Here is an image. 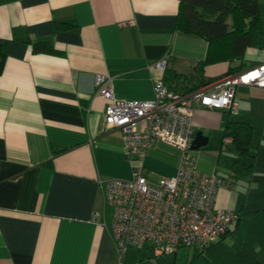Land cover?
Returning a JSON list of instances; mask_svg holds the SVG:
<instances>
[{
    "label": "crops",
    "instance_id": "0c3cea01",
    "mask_svg": "<svg viewBox=\"0 0 264 264\" xmlns=\"http://www.w3.org/2000/svg\"><path fill=\"white\" fill-rule=\"evenodd\" d=\"M179 2L0 0V264H127V252H177L156 254L144 244L118 256L102 224V181L131 178L141 160L127 156L120 130L102 129L107 101L94 93L93 76L110 74L118 99L152 98L157 79L185 91L208 41L176 28ZM258 9L259 25L242 56L208 63L206 77L264 62V0ZM38 43L48 50H34ZM163 56L166 65L159 69ZM164 70L178 75L167 79ZM234 99L233 114L192 108L194 128L207 139L191 153L206 172L231 175L232 143L221 146L226 123L250 125L242 158L249 171L231 175L232 184L216 192V206L236 213L226 233L207 245L224 255L196 264H264V86L238 84ZM179 158L177 147L155 141L142 174L150 180L172 176Z\"/></svg>",
    "mask_w": 264,
    "mask_h": 264
},
{
    "label": "built area",
    "instance_id": "2783aa9c",
    "mask_svg": "<svg viewBox=\"0 0 264 264\" xmlns=\"http://www.w3.org/2000/svg\"><path fill=\"white\" fill-rule=\"evenodd\" d=\"M166 59H159L157 68L164 69ZM111 77L108 73L93 76L94 93L107 101L102 129L120 130L127 156L141 160L132 168L131 178H110L101 184L107 209L102 224L116 253L120 256L146 243L156 254L186 245L212 244L226 233L236 216L232 210L215 204L218 188L230 186L233 181L232 176L224 178L197 167L190 151L195 132L192 108L197 104L236 113V85L264 86V62L182 94L172 92L162 79H157L150 99L116 98ZM230 140L223 136L221 146ZM155 141L177 147L180 158L174 175L150 180L142 174V160Z\"/></svg>",
    "mask_w": 264,
    "mask_h": 264
},
{
    "label": "trees",
    "instance_id": "16d2710c",
    "mask_svg": "<svg viewBox=\"0 0 264 264\" xmlns=\"http://www.w3.org/2000/svg\"><path fill=\"white\" fill-rule=\"evenodd\" d=\"M258 25V0H180L176 28L204 37L208 41V48L205 58L194 66L193 81L186 85L187 89L185 87L186 90L181 93L171 91L182 94L215 80L218 76L204 75L205 65L241 57L250 43L251 29ZM33 49L48 50L43 43L36 44ZM2 61L3 54L0 52V69ZM164 71L167 79L178 75L171 70ZM182 77L189 80L191 75L183 74ZM249 134L250 125L245 121L229 120L226 123L223 136H229L231 139L235 155L231 175L234 177L249 171V165L242 161L243 156L247 154Z\"/></svg>",
    "mask_w": 264,
    "mask_h": 264
},
{
    "label": "rangeland",
    "instance_id": "374dc122",
    "mask_svg": "<svg viewBox=\"0 0 264 264\" xmlns=\"http://www.w3.org/2000/svg\"><path fill=\"white\" fill-rule=\"evenodd\" d=\"M190 151H194V150H190ZM221 154H225L224 150L222 151ZM222 155V156H223ZM221 175V174H220ZM224 178H229L230 172H228L227 174L221 175ZM147 248H150L151 250L154 249L152 248L151 245H149L148 243L145 244ZM217 246V245H216ZM211 246H207V247H200L197 245H186V246H181L178 248L177 252L175 254L171 253L165 256H158L153 254L151 251L149 253L148 256H144V254L141 251H136L138 254L134 255V252L132 251V253L127 252L125 255V260L128 261L127 264H131L132 259H134L135 261H138L139 256L142 257L141 261L139 264H162L163 263V259L166 258V264H196V262L200 261V260H205L207 258V256H209L212 260L213 259H218L220 258L222 255H224L222 253V250L218 247V249H211ZM210 250V252L208 251ZM155 253V252H154ZM205 253V254H204ZM134 255V257H133ZM161 257V258H160ZM173 258L175 259L174 262Z\"/></svg>",
    "mask_w": 264,
    "mask_h": 264
},
{
    "label": "water",
    "instance_id": "95a60500",
    "mask_svg": "<svg viewBox=\"0 0 264 264\" xmlns=\"http://www.w3.org/2000/svg\"><path fill=\"white\" fill-rule=\"evenodd\" d=\"M207 136L203 135L200 130H195L193 138L191 140V149H197L198 147L206 143Z\"/></svg>",
    "mask_w": 264,
    "mask_h": 264
}]
</instances>
